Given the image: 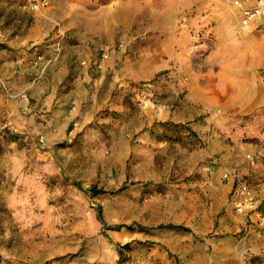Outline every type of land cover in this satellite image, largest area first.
<instances>
[{"label":"rangeland","instance_id":"obj_1","mask_svg":"<svg viewBox=\"0 0 264 264\" xmlns=\"http://www.w3.org/2000/svg\"><path fill=\"white\" fill-rule=\"evenodd\" d=\"M44 1L0 0V264H264V30Z\"/></svg>","mask_w":264,"mask_h":264},{"label":"built area","instance_id":"obj_2","mask_svg":"<svg viewBox=\"0 0 264 264\" xmlns=\"http://www.w3.org/2000/svg\"><path fill=\"white\" fill-rule=\"evenodd\" d=\"M32 10L45 6L46 1L27 0ZM232 5L237 9L242 27H252L253 29L264 28V0H231Z\"/></svg>","mask_w":264,"mask_h":264},{"label":"crops","instance_id":"obj_3","mask_svg":"<svg viewBox=\"0 0 264 264\" xmlns=\"http://www.w3.org/2000/svg\"><path fill=\"white\" fill-rule=\"evenodd\" d=\"M254 0H248V2H253ZM232 4V3H231ZM232 7H233V9L234 10H237L233 5H232ZM237 14H238V17H239V19H240V16H239V13H238V11H237ZM240 21V20H239ZM256 30V29H255ZM257 30H264V28H262V29H257ZM16 62H17V59L15 58V56L14 55H11L10 57H8V59L7 58H5L4 59V67H3V71L4 72H6V73H10L11 74V72H12V67L16 64Z\"/></svg>","mask_w":264,"mask_h":264},{"label":"trees","instance_id":"obj_4","mask_svg":"<svg viewBox=\"0 0 264 264\" xmlns=\"http://www.w3.org/2000/svg\"><path fill=\"white\" fill-rule=\"evenodd\" d=\"M89 191L93 192L94 195L101 193V191H97L95 188H91ZM121 227L122 226H118V227H115V229L119 230Z\"/></svg>","mask_w":264,"mask_h":264}]
</instances>
